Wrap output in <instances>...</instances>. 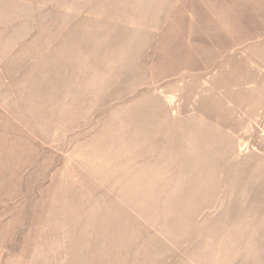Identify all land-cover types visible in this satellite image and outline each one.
I'll use <instances>...</instances> for the list:
<instances>
[{"label": "rangeland", "instance_id": "374dc122", "mask_svg": "<svg viewBox=\"0 0 264 264\" xmlns=\"http://www.w3.org/2000/svg\"><path fill=\"white\" fill-rule=\"evenodd\" d=\"M0 264H264V0H0Z\"/></svg>", "mask_w": 264, "mask_h": 264}]
</instances>
